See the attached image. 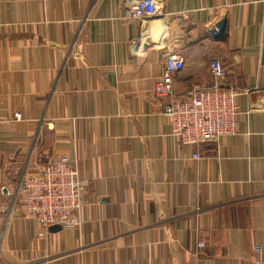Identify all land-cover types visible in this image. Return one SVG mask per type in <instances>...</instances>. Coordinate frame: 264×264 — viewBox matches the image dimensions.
I'll return each instance as SVG.
<instances>
[{"label": "crops", "instance_id": "1", "mask_svg": "<svg viewBox=\"0 0 264 264\" xmlns=\"http://www.w3.org/2000/svg\"><path fill=\"white\" fill-rule=\"evenodd\" d=\"M133 1L0 0V264H264V0H156L141 19ZM171 49L181 98L213 58L238 92L237 132L201 159L154 92ZM62 154L81 161L85 221L51 232L18 188Z\"/></svg>", "mask_w": 264, "mask_h": 264}, {"label": "built area", "instance_id": "2", "mask_svg": "<svg viewBox=\"0 0 264 264\" xmlns=\"http://www.w3.org/2000/svg\"><path fill=\"white\" fill-rule=\"evenodd\" d=\"M156 0H134L130 15L141 19L161 15ZM185 56L179 49L167 52L164 70L159 76L154 92L169 97L165 114L170 120L171 135L181 142L196 146L195 159L203 158L202 145L218 141L221 137L235 134L241 111L237 103L238 92L228 81V71L218 58L210 62L213 82L210 86H194L185 97H180L174 86V76L185 66ZM20 120V112L15 113ZM44 164L37 174L25 176L18 190L26 216L35 219L44 230L56 223L63 228L81 229L85 221L84 180L81 161L76 156H44ZM43 235V231L40 232ZM206 246L197 239L194 253ZM263 249L259 246L256 252Z\"/></svg>", "mask_w": 264, "mask_h": 264}, {"label": "water", "instance_id": "3", "mask_svg": "<svg viewBox=\"0 0 264 264\" xmlns=\"http://www.w3.org/2000/svg\"><path fill=\"white\" fill-rule=\"evenodd\" d=\"M226 26H227V20L226 19H222L215 27L214 30L211 31L212 35L217 38V37H221L224 32H225V29H226ZM3 193L5 195H10V192L9 190H7L6 188H3L2 189ZM63 229V226L59 223H56V224H53L49 227V230L51 232H58L60 230Z\"/></svg>", "mask_w": 264, "mask_h": 264}]
</instances>
